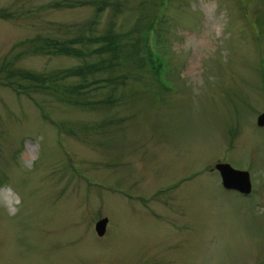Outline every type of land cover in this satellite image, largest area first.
Masks as SVG:
<instances>
[{
	"label": "rangeland",
	"instance_id": "1",
	"mask_svg": "<svg viewBox=\"0 0 264 264\" xmlns=\"http://www.w3.org/2000/svg\"><path fill=\"white\" fill-rule=\"evenodd\" d=\"M110 1L0 0V264H264V0ZM37 35L90 52H28ZM96 59L85 104L2 69ZM224 161L250 194L223 188Z\"/></svg>",
	"mask_w": 264,
	"mask_h": 264
},
{
	"label": "trees",
	"instance_id": "2",
	"mask_svg": "<svg viewBox=\"0 0 264 264\" xmlns=\"http://www.w3.org/2000/svg\"><path fill=\"white\" fill-rule=\"evenodd\" d=\"M96 1L100 3L99 7L102 9L106 5L112 3L110 0H92V3L94 4ZM55 5L59 6L60 3L55 4ZM131 33L132 32H128V33L126 32L123 35L128 36ZM84 37H81L82 42H87L91 39V35H89L88 38H84ZM141 37H142L141 45L144 48L143 51L146 53L147 58H149L152 64V67L155 70H157L156 64L154 65L153 61L158 60V59L157 57L153 56L154 54L151 51L152 50L150 47L151 44L149 41V37L147 36V32L144 34H141ZM106 39L108 40L107 43L98 46L95 49V51H93L94 53H96L97 55H101L102 53L104 52L107 53L109 50L114 49L116 46H119L118 36L115 33H108V36L106 37ZM25 42L27 44L26 50H28V52L32 51L36 53L52 54V55L68 54L70 56L75 55L76 57L84 56L86 54H89L90 52L88 50H84L83 48L81 50H78L75 47H72L73 41L69 38L58 40V39H54L48 36L37 35L32 39L26 40ZM18 56L19 54H17L16 57ZM102 60L104 61L105 59L103 58ZM6 64L11 65L10 63H6ZM99 64L100 63L98 59H96L95 61L88 62V64L86 63V66H83L82 64H78L75 66L74 69H71L68 71H63V70L55 71L54 74L51 73L53 75L50 78H48L47 76L45 77L42 74L32 72L31 70H25V69L16 70L15 68H9V65L8 66L3 65L2 69L6 70L5 78L8 80L10 85H15L14 89L17 92L28 93L29 91L31 92L41 91V92H44L45 94H58V95L62 94L65 97L67 95L68 98L72 102L79 103V104H85L91 101L89 99H86V101L82 103L81 101L82 99L77 92L80 91L79 89H83L86 86H90L89 84L96 83L92 81H90V83L86 82V79H87L86 74L91 73L92 71L96 70L97 69L96 66ZM104 65L108 68V71L112 70L111 67L114 65L113 59L110 58V61H106ZM157 66L160 67V65H157ZM155 72L157 73V71ZM72 74H76L80 76V80H78V83L75 84L73 82H67L65 81L66 79H63L61 80V82H59L60 79L66 78L67 76H71ZM157 76H158V73H157ZM12 78H14V80ZM19 79H22V81ZM99 79H102V78H99ZM88 92H90V89L88 90Z\"/></svg>",
	"mask_w": 264,
	"mask_h": 264
},
{
	"label": "water",
	"instance_id": "3",
	"mask_svg": "<svg viewBox=\"0 0 264 264\" xmlns=\"http://www.w3.org/2000/svg\"><path fill=\"white\" fill-rule=\"evenodd\" d=\"M257 124L264 126V112L257 117ZM219 171L222 184L227 189H235L242 193H249L251 190V182L248 171L233 168L228 163L218 162L215 164ZM107 219L102 218L96 223V229L99 235L105 230Z\"/></svg>",
	"mask_w": 264,
	"mask_h": 264
}]
</instances>
